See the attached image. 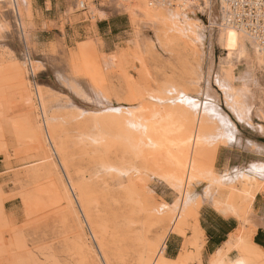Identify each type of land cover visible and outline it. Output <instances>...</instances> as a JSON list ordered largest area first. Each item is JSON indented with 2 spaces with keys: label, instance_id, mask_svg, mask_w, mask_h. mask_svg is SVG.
Segmentation results:
<instances>
[{
  "label": "rangeland",
  "instance_id": "rangeland-1",
  "mask_svg": "<svg viewBox=\"0 0 264 264\" xmlns=\"http://www.w3.org/2000/svg\"><path fill=\"white\" fill-rule=\"evenodd\" d=\"M63 2L69 14L81 17L79 37L74 38L72 32H63L61 28L59 32L36 34L30 15L24 30L28 46L22 42L20 29L7 3H0V15L6 16L5 23H0V169L4 171L0 175V205L7 203V213L0 206V264H104L87 226L82 225L79 208L74 204L81 219L78 224V218H73L74 214L72 216L57 197L55 187L68 185L67 174L76 186L87 182L94 190L99 224L106 233H100L99 237L105 236L101 239L105 242L108 261L135 264L125 241L116 238L120 232L115 234L124 225L120 213L126 215L129 207L122 203L120 195L122 204L116 209L112 204L118 194L116 196L110 187L109 191L104 188L109 177L100 162L102 130L93 120L98 107L105 99H118L129 106L139 102L155 105L153 97L173 100L185 97L187 112L202 111L212 143L223 142L219 147L238 146L241 135H246L241 130L242 125L254 128L259 135L264 133L261 125H253L256 119L264 122V66L254 65L250 75L240 78L238 74L244 67L237 65L228 78L219 72V51L214 43L209 46L205 33L196 39L175 43L173 36L165 40L162 26L147 22L140 15L137 23L130 24L124 10L114 0ZM89 7L96 10L93 18ZM104 10L110 14H105ZM105 19L109 27L116 25V28L102 36L108 39L102 41L92 37L91 29L95 24L105 28L107 22H99ZM29 58L34 70L32 75L27 72L29 83L27 88L23 84L24 88L18 71L26 67ZM35 87L41 90L57 139L64 143L67 174L58 157H47L48 154L44 155L30 140V130L36 128V122L37 127L41 125L38 124ZM251 145L258 149L255 144ZM39 159L45 161L40 163ZM46 164L52 166L43 170L44 176L34 185L22 181L30 171L42 169ZM119 168L123 186L130 185L136 190L137 201L152 197L154 204L179 207L175 194L141 170L139 161L132 155L124 157ZM238 168L243 170L244 167L222 173L213 170L220 181L227 184L232 182ZM212 197H206L204 189L195 186L189 200L204 205ZM13 208L17 213L12 217L9 211ZM186 222L184 236L180 237L184 239L181 249L185 246L190 252L194 249L187 246L191 222ZM154 225L151 231L155 236L161 227ZM87 246L93 247L89 255H86ZM93 252L102 262L92 258Z\"/></svg>",
  "mask_w": 264,
  "mask_h": 264
},
{
  "label": "bare ground",
  "instance_id": "bare-ground-1",
  "mask_svg": "<svg viewBox=\"0 0 264 264\" xmlns=\"http://www.w3.org/2000/svg\"><path fill=\"white\" fill-rule=\"evenodd\" d=\"M80 1L86 2V0ZM114 1L124 10L130 24L137 23L136 18L140 15L145 21L162 26L166 41L173 36V41L177 43L179 40L196 39L205 33L209 38V46L214 43L219 51V72L225 77H231L237 65L244 67V70L238 74L240 78L250 75L254 65L259 67L264 65V52L242 28L232 22V17L222 0ZM0 3H7L9 12L14 16L20 29L22 42L24 46H28L24 30L27 27L26 21L31 15L29 0H0ZM88 9L91 18L95 17L96 10L91 7ZM5 17L0 15L1 24L5 23ZM213 35L214 40L211 38ZM25 66L20 68L18 75L20 83L25 84L27 88L29 83L26 81L27 72L30 71L32 75L34 70L30 58ZM35 98L36 109L40 115V117L38 115L40 118L38 124L41 123V125L37 127L36 122V128L30 130V140L36 143L37 149H40L44 155L48 154L47 157L53 158V155L58 157L62 170L67 174V164L63 157L64 143H60L57 139L55 125L51 123V118L43 105L41 90L36 87ZM151 99L155 105H144L139 102L137 105L128 106L118 99L112 101L105 99L93 118L102 130L99 137V148L102 150L100 162L109 177V183H105L104 188L110 187L116 196L118 194V199L115 196V202L111 203L114 207L122 203L129 207L126 215L120 213L124 225L115 234L120 232L116 238L127 244L129 254L135 259L131 261L135 264H188L187 261L203 264L200 249L204 242V235L197 222V214L202 203L189 200L192 187L197 186L204 189L206 197L213 196L208 203L213 209L224 216L235 217L240 221V227L235 235L230 237L231 244L227 243L225 249L218 250L208 264L264 263V252L251 243L254 231L264 227V222L252 212V201L255 195L264 193V162L251 161L243 170L237 169L232 182L223 183L213 170L216 151L223 142H211L207 121L202 111L199 109L194 113L187 112L184 109L185 97L177 100L164 97ZM15 136L17 137L18 134ZM127 155H132L139 161L141 170L175 194L179 201L178 208L154 204L152 197L147 198L148 200H138L139 202L135 199L136 190L130 185L123 186L121 181L122 173L119 166ZM40 161L44 162L45 159H39ZM51 166L46 164L42 169H31L32 171H28L29 174L24 173L26 176L22 181L34 185L44 176L45 169ZM67 175L68 185L60 184L61 186L55 187L57 197L61 204H65V208L72 213V216L74 214L73 218H78V210L76 212L74 204L79 208V214L83 219L82 225L87 226L91 239L98 246L99 259L104 264H110L112 260L109 262L110 259L106 258L108 257L107 249L104 250L105 242L101 239L103 237L105 239V236L99 237V234H104L105 230L99 224L100 212L96 206L95 195L93 197L94 190H91L90 183L87 182H83L79 187L76 186L69 174ZM120 195L123 197L122 203H120ZM77 220L79 224L81 219ZM187 220L191 222L190 241L187 246L194 248L193 251H186L184 246L175 260L164 257L167 235L183 237ZM154 223L161 227L160 232L155 236L151 231V227L155 226ZM114 236L112 238L116 241ZM107 246L108 249L112 248ZM91 250L93 251V247L87 246V254L84 253V255L91 254ZM231 250L236 251L237 254L234 260L227 255ZM91 256L98 259L94 252ZM115 258L118 259V256ZM99 259L98 261L102 262Z\"/></svg>",
  "mask_w": 264,
  "mask_h": 264
},
{
  "label": "crops",
  "instance_id": "crops-1",
  "mask_svg": "<svg viewBox=\"0 0 264 264\" xmlns=\"http://www.w3.org/2000/svg\"><path fill=\"white\" fill-rule=\"evenodd\" d=\"M29 5L31 6V22L36 30V34H49L54 30L59 32L60 27H62L63 32L69 30L72 32L74 38L79 37L81 30L78 25L81 22V17L79 14H69L63 0H29ZM104 12L105 14H110L107 10H104ZM101 21L107 22V26L102 29V25L100 27V25L95 24L91 29V34L92 37L107 41L108 39H104L103 37L109 35L112 28L116 25L109 27L107 19L99 20V22ZM258 124L264 129V122H259L258 119L253 120V125ZM242 129L246 135L240 134L241 138L238 146L233 144L230 147H219L217 149L213 169L218 173H222L224 170H231L234 167H245L251 161L264 162V133L263 135H259L254 128L246 125H242ZM251 143L255 144L258 149H255ZM2 174H4V171L0 169V175ZM6 204L2 207L4 213H7L5 209ZM252 212L264 222V193L255 195L252 201ZM16 213L17 211L14 208L9 211L12 217ZM197 222L198 227L204 235V242L200 251L201 260L203 264H208L210 258L218 250L225 249V245L231 242L230 237L235 235L236 230L240 227V222L235 217L222 215L209 204H204L200 207L197 214ZM251 237V243L264 252V227L257 228ZM183 244L184 239L168 235L165 243L164 257L175 260ZM227 255L230 259L237 257L234 250L228 252Z\"/></svg>",
  "mask_w": 264,
  "mask_h": 264
},
{
  "label": "built area",
  "instance_id": "built-area-1",
  "mask_svg": "<svg viewBox=\"0 0 264 264\" xmlns=\"http://www.w3.org/2000/svg\"><path fill=\"white\" fill-rule=\"evenodd\" d=\"M232 22L264 52V0H222Z\"/></svg>",
  "mask_w": 264,
  "mask_h": 264
}]
</instances>
